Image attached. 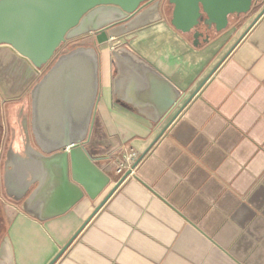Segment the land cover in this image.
Segmentation results:
<instances>
[{"label": "crops", "instance_id": "0c3cea01", "mask_svg": "<svg viewBox=\"0 0 264 264\" xmlns=\"http://www.w3.org/2000/svg\"><path fill=\"white\" fill-rule=\"evenodd\" d=\"M256 14L231 16L221 32L205 26L194 45L190 33L171 24L168 5L162 20L95 43L99 88L92 150L107 156L96 164L112 183L97 199L85 193L68 211L41 219L44 197L36 195L46 172L40 162L41 171L23 177L25 193L6 190L9 201L1 200L8 227L0 239V264H48L118 180L117 164L131 149L136 159L145 156L55 264H264V14L227 55ZM114 49L123 51L115 57ZM136 58L181 91L179 105L217 67L159 138L178 109L167 115L175 91L153 82ZM11 68L0 59V83H19ZM0 97L4 103L1 91ZM12 102L9 143L0 136L2 193V171L6 178L14 153L26 160L29 147L39 149L19 134L20 127L32 132L29 100ZM61 204L53 202L50 211Z\"/></svg>", "mask_w": 264, "mask_h": 264}, {"label": "water", "instance_id": "95a60500", "mask_svg": "<svg viewBox=\"0 0 264 264\" xmlns=\"http://www.w3.org/2000/svg\"><path fill=\"white\" fill-rule=\"evenodd\" d=\"M254 0H0V59L8 60L11 74L20 75L19 83L11 79L0 83L6 99L21 97L30 89L32 98L31 128L41 154L36 155L46 172L36 198L44 197L41 219L68 211L86 193L97 199L111 185V177L97 164L92 150L97 123L95 106L98 99V52L95 43L116 40L163 18L166 6L172 5L171 24L183 33H193V44L201 43L197 30L201 22L225 30L233 15L250 12ZM264 14H256L238 41ZM82 44L59 54L72 40ZM128 51L126 47L121 48ZM123 51V50H122ZM121 50L114 49L115 57ZM226 55V56H227ZM148 77L175 91L169 115L181 101V91L168 78L147 62L136 58ZM52 66L47 70L46 67ZM217 68V67H216ZM215 68V69H216ZM203 80L189 98L178 106L159 134L161 137L183 112L210 78ZM166 115V116H167ZM159 118L164 121L167 117ZM143 153L133 165L137 166ZM127 171L105 194L75 234L48 263L55 264L75 238L104 206L130 175ZM53 202L62 203L51 212Z\"/></svg>", "mask_w": 264, "mask_h": 264}, {"label": "rangeland", "instance_id": "374dc122", "mask_svg": "<svg viewBox=\"0 0 264 264\" xmlns=\"http://www.w3.org/2000/svg\"><path fill=\"white\" fill-rule=\"evenodd\" d=\"M263 6H264V0H259L256 6L253 5L250 12H248L245 15L251 16L252 14L258 13L262 9ZM171 10H172V5H171ZM233 16H238V15H233ZM171 17H172V13H171ZM202 29L205 30V28H202ZM75 42L76 41L74 40L69 43H66L61 48V50L65 49L66 47L67 48L74 47ZM12 104L13 102L10 100H5L3 103V100L0 97V118L3 121L2 126L0 125V136H2L3 138L2 140L6 141L7 144L9 143V139L11 137L10 132H7V128L9 127V124H10L7 117H8V113H9V110ZM28 137L34 140L32 132L28 133ZM35 150L33 151V148L29 147L28 149L29 156L27 157L26 160H21L20 156L14 153L13 165H12V168L7 172L6 178H5V175H6L5 172L2 171V185H3L4 193L0 191V239L2 238V236L4 235L8 227V222L4 218V215L2 212L1 200L4 199L6 201H9L8 198L4 195L6 190H9L13 194H18V195H22L23 193H25V191L28 190V186L25 182H23V177L26 174L33 175L35 172L41 171L40 161L30 156L31 153H37L35 152Z\"/></svg>", "mask_w": 264, "mask_h": 264}, {"label": "flooded vegetation", "instance_id": "af4514ba", "mask_svg": "<svg viewBox=\"0 0 264 264\" xmlns=\"http://www.w3.org/2000/svg\"><path fill=\"white\" fill-rule=\"evenodd\" d=\"M258 1L259 0H254V2H253V5L254 6H256V4L258 3ZM253 5H252V7H253ZM252 9V8H251ZM172 11V10H171ZM209 27V26H207L206 24H204L203 22H201L200 24H199V26L197 27V30L202 34V36H203V33H202V28H206V27ZM193 33H194V31L192 32V33H190L191 35H192V37H193ZM202 36H201V38L200 39H202ZM77 40H80V39H75V41H77ZM72 41H74V40H72ZM71 42V41H70ZM25 98V99H28L29 100V103H28V105H27V110L29 111V112H31V108H32V104H31V102H32V99H31V94H30V89L29 90H27L20 98ZM20 98H18V99H20ZM5 100H8V99H5ZM10 101H12L13 99H9ZM15 100V99H14ZM17 104V103H16ZM25 106L26 105H24L23 104V106L22 107H19V106H16V112H22V110H23V108H25ZM23 128L24 127H20V129H19V134L21 133L22 134V136L25 138V141L27 142V144H36L35 143V141L33 140V139H31V138H29L28 137V133H24L23 132ZM23 133L25 134V135H23ZM37 153H39V154H41V151L39 150V149H37Z\"/></svg>", "mask_w": 264, "mask_h": 264}, {"label": "built area", "instance_id": "2783aa9c", "mask_svg": "<svg viewBox=\"0 0 264 264\" xmlns=\"http://www.w3.org/2000/svg\"><path fill=\"white\" fill-rule=\"evenodd\" d=\"M138 154L134 150H129L126 152L121 160L118 162L116 167V174L118 175V180L129 170H131V173L134 171L135 168H133V165L136 162ZM130 173V174H131ZM117 180V181H118ZM116 181V182H117ZM115 182V183H116Z\"/></svg>", "mask_w": 264, "mask_h": 264}]
</instances>
